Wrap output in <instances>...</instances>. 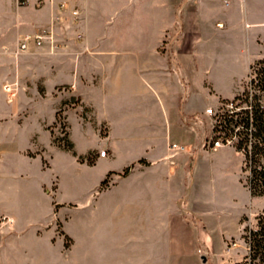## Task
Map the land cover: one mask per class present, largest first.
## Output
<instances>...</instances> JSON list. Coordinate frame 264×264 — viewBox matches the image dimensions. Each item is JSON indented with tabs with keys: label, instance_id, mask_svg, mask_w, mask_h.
Wrapping results in <instances>:
<instances>
[{
	"label": "crops",
	"instance_id": "0c3cea01",
	"mask_svg": "<svg viewBox=\"0 0 264 264\" xmlns=\"http://www.w3.org/2000/svg\"><path fill=\"white\" fill-rule=\"evenodd\" d=\"M59 1L45 5L46 18L36 20L37 31L47 29L52 34L40 51L29 48L10 58L13 67L3 66L5 57L0 53V129L17 104L16 97H7L5 84L28 98L31 95L25 86L33 84L31 89L39 93V82L45 90L51 82L53 88L65 85L69 95L79 98L80 104L68 110L71 128L72 116L80 131L93 134L97 141L77 150L73 139L76 156L94 151L95 162L81 161L80 165L99 171L93 189L79 203L90 202L96 211L99 197H112L120 188L119 196L107 198L114 203L108 211L114 230L120 220L123 233L137 237L136 264H162L163 257L174 264L167 236L176 216L183 226L206 230L207 214L219 221L237 208L241 225L253 197L243 181L241 158L227 147L203 150L201 143L210 133L205 123L206 108L239 95L236 85L253 58L251 47L243 50L241 38L236 37V43L228 41L227 46L234 49L228 69L234 91L222 92L209 74L217 65L224 74L225 65L219 62L224 33L238 28L246 38L261 35L258 28L264 26V0H69L65 8ZM74 4L81 10L78 22L71 21ZM227 9H233L235 21L223 19ZM12 10L13 6L0 5V16ZM2 42L0 39V45ZM207 59L214 65L206 63ZM38 93L30 99L31 104L44 99ZM196 93L215 100L200 107L194 102ZM23 112L37 113L35 107ZM197 112L204 119L190 124ZM37 117L44 129L47 120ZM171 143L192 149L176 152L169 148ZM102 149L107 150L106 155L100 154ZM6 152L0 134V178ZM24 153L27 158L37 156L29 155L28 150ZM200 155L210 159L211 170L208 181L199 186L198 179L203 178ZM126 167L130 169L123 174ZM109 172V184L97 193ZM196 187L201 191L197 197L199 211L191 206ZM191 217L197 218L199 225H193ZM192 242L191 237L177 241L183 258H193ZM197 244V250L200 245L210 248L207 231Z\"/></svg>",
	"mask_w": 264,
	"mask_h": 264
},
{
	"label": "rangeland",
	"instance_id": "374dc122",
	"mask_svg": "<svg viewBox=\"0 0 264 264\" xmlns=\"http://www.w3.org/2000/svg\"><path fill=\"white\" fill-rule=\"evenodd\" d=\"M50 1L52 0H45L38 4L35 0H0L2 6H13L12 11L7 14L4 12L0 16V20L3 21V28L0 30V39L3 40L0 53L5 57L3 66H14L10 58H16L22 53L19 50L21 37L37 31L36 23L46 18V11L43 8ZM248 1L252 3V0ZM261 6L264 15V4ZM223 19L231 22L235 21L237 16L233 9L229 11L227 9ZM243 21L245 29V20ZM258 30L262 36L258 34L259 36L252 35L246 38L238 28L233 32L224 33L225 46L222 43L223 49H221L219 59L220 65H225L224 74L221 70H217L218 65L217 69L209 74V78L215 81L222 92L231 94L234 91L233 77L231 73H228L232 65L234 49L227 46L228 41L233 39L236 43V37L241 38L244 43L243 50L248 51L250 47L253 50L251 64L236 85L235 91L241 94L249 78L251 65L264 56V26L259 27ZM33 45L29 50L40 51V47ZM206 63L214 65V61L210 59H207ZM47 85V90H45L43 83L39 82V93L44 99L34 104H31L30 99H33L32 96L38 92L31 89L33 84L25 86V92L31 95L28 98H25L23 93L20 94L17 89L5 91L7 97H16L17 104L13 109V114L3 121L0 129L3 146L7 151L5 155L7 161L2 168L0 178L1 264H127V261L136 264L138 261L137 237L124 234L120 220H118L120 224L115 223L117 226L114 230L113 221L110 220L111 214L108 211L114 203L108 201L107 198L113 200L119 196L120 188L116 189L112 197L106 199L99 197L100 203L96 206V211L92 209L90 202L79 203V201H85L89 191L93 189V182L99 171L97 168L82 167L79 155H74L72 151L63 149L60 145L66 143L68 137L75 140L77 150H85L97 139L93 134L82 133L77 119L72 116L71 128L68 110L80 104V99L69 95L65 85L54 88L51 82ZM39 93L37 96L41 97ZM195 95L194 102L200 107H205L208 102L215 100V97L208 98L204 93ZM224 101L226 100L220 99L212 106L218 112H222L226 106ZM235 104L239 107L240 100H237ZM33 107L37 113L23 112L24 109L28 111ZM82 110L86 111L87 108L84 107ZM37 116H42L44 121L49 120L43 123L44 129ZM203 119L197 112L194 114L193 122L189 123L194 124L196 123L194 121L201 122ZM205 123L211 135L216 121L208 116ZM101 134L103 135V132ZM207 139L208 136L202 140L203 150L213 151L227 147L241 158L243 181L245 182L244 153L239 151L235 145L211 148ZM24 150H28L29 155L37 156L27 158L23 155ZM200 157V173L203 178L198 179L199 186L208 181L211 170L210 159L204 155ZM97 190V193H100L102 188L99 187ZM200 193V188L196 187L191 204L195 211H199L197 197H200ZM237 211V208L233 209L231 214L224 219L220 218L219 221L207 214L209 227L206 230L200 226H183L179 216H176L172 221V233L167 236V243L174 257L171 258V262L174 264H237L241 261L248 252L243 224L249 227L256 225L257 214L264 211V196L253 195L251 205L241 225L238 222ZM3 214L14 216L17 221ZM190 219L193 225H199L197 218L191 217ZM206 231L211 238V245L208 246L212 249L203 248L200 245L197 250V243ZM188 237L193 238L191 246L193 258L190 255L183 258V254L177 250V241ZM233 243L236 244L233 245ZM161 263L170 264V261L163 257Z\"/></svg>",
	"mask_w": 264,
	"mask_h": 264
},
{
	"label": "trees",
	"instance_id": "16d2710c",
	"mask_svg": "<svg viewBox=\"0 0 264 264\" xmlns=\"http://www.w3.org/2000/svg\"><path fill=\"white\" fill-rule=\"evenodd\" d=\"M240 100V109L223 115L220 125L228 133L240 127V141L238 146L248 149L251 146L253 168L250 177V191L252 195L264 196V56L251 65L249 78L243 92L235 97ZM77 155L75 143L67 137L66 143L60 145ZM94 151L79 155L81 161L89 164L95 162ZM126 167L123 174L128 173ZM111 172L101 183V188L109 184ZM244 237L248 243V252L237 264H264V211L257 214V223L254 227L245 226Z\"/></svg>",
	"mask_w": 264,
	"mask_h": 264
},
{
	"label": "built area",
	"instance_id": "2783aa9c",
	"mask_svg": "<svg viewBox=\"0 0 264 264\" xmlns=\"http://www.w3.org/2000/svg\"><path fill=\"white\" fill-rule=\"evenodd\" d=\"M38 4L43 3L45 0H35ZM60 6L63 8L67 7L69 4V0H62L59 2ZM71 21L72 22H78L81 10L77 4H74L71 6ZM52 37V34L47 29H41L39 31H36L34 33H27L23 35L19 41V50L25 51L30 48L31 43H33L35 46H42L44 41L46 39H49ZM5 89L10 90L11 86L10 84H5ZM237 100H235V97L232 99H227L225 102V107L223 108L222 112H218V110H215L213 106H209L206 108L205 112L208 116L215 119L216 123L213 125L212 134L208 136V143L211 146V148H219L221 146L226 145H235L236 148L244 153L245 156V169H246V185L250 189V177L252 175V160L248 158L249 154L251 155V146L247 148L245 147H239V141H240V127H236L233 132L228 133L225 131L222 126L220 125L221 119L224 114L227 112L233 113L236 110L240 109V106L238 107L237 104H235ZM169 148L178 152V151H186L188 150V146L185 144H179V143H171L169 144ZM107 150L102 149L100 151L101 155H106ZM264 162V158H263ZM236 243H233L235 245Z\"/></svg>",
	"mask_w": 264,
	"mask_h": 264
}]
</instances>
